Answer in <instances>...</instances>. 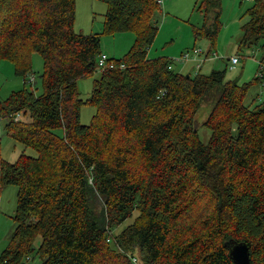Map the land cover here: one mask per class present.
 <instances>
[{
	"label": "trees",
	"instance_id": "1",
	"mask_svg": "<svg viewBox=\"0 0 264 264\" xmlns=\"http://www.w3.org/2000/svg\"><path fill=\"white\" fill-rule=\"evenodd\" d=\"M102 1L105 33L136 34L106 68L99 33L74 29L76 0H0V58L24 79L0 96V134L37 153L14 163L0 155V195L18 187L0 264H29L39 236L41 264H235L232 240L264 264V101H245L264 85V0H251L239 42L261 55L243 84L227 80V69L186 75L169 57H149L165 0ZM197 3L196 36L215 48L220 0ZM34 52L44 61L41 93L29 78ZM96 72L85 100L78 80ZM211 100L205 143L194 127ZM86 103L97 108L89 125Z\"/></svg>",
	"mask_w": 264,
	"mask_h": 264
},
{
	"label": "rangeland",
	"instance_id": "2",
	"mask_svg": "<svg viewBox=\"0 0 264 264\" xmlns=\"http://www.w3.org/2000/svg\"><path fill=\"white\" fill-rule=\"evenodd\" d=\"M170 1V2H169ZM169 2V4H168ZM252 6L251 0H220L218 11L220 12L221 30L216 39V46L208 37L196 36V28L202 27L204 16L199 8L197 0H165L162 10L156 16L159 30L154 42L149 48V57H169L173 59V69L177 72L195 74H210L214 69L225 70L226 79L234 80L240 84L252 81L258 74L260 53L249 50H240L239 42L243 34V27L249 20L248 10ZM108 9L106 2L102 0H76V20L74 29L76 32L86 34L99 33L101 38V51L111 58L119 59L129 51L135 42L136 34L133 31H126L115 34L104 32L105 15ZM212 48L214 49L212 51ZM199 52L195 54L193 51ZM191 52L188 58L181 60L184 54ZM216 54L218 58H212ZM238 55L240 62L236 66L228 64L227 59ZM33 71L29 75L35 80L33 85L37 93L43 91L42 72L44 69L43 57L39 52L32 54ZM100 76L96 72L92 76L78 80L81 97H90L94 79ZM24 86V79L16 73L14 63L8 59L0 58V96L7 98L12 91ZM254 96H259V100L264 101V85L260 84L252 87L246 96L245 101ZM211 102V103H209ZM201 104L196 116L194 129L200 139L207 143L211 137V131L205 126L211 112L212 100ZM97 108L89 103L83 104L81 110V123L91 124ZM4 123L1 128L3 129ZM61 133V132H59ZM36 157L37 153L31 148L25 147L22 143L8 137L2 130L0 134V155L1 157L14 163L21 154ZM18 202V187L14 185L6 186L0 195V255L9 246L16 222L14 219ZM128 221L123 227L131 223ZM117 234V232L115 233ZM42 238L39 236L34 242L35 253L31 256L29 264H41L36 252L39 250ZM135 257L141 261L140 254L136 252ZM138 264H141L140 262Z\"/></svg>",
	"mask_w": 264,
	"mask_h": 264
},
{
	"label": "water",
	"instance_id": "3",
	"mask_svg": "<svg viewBox=\"0 0 264 264\" xmlns=\"http://www.w3.org/2000/svg\"><path fill=\"white\" fill-rule=\"evenodd\" d=\"M226 246L230 249V255L235 264H251L250 250L246 243L229 241Z\"/></svg>",
	"mask_w": 264,
	"mask_h": 264
},
{
	"label": "built area",
	"instance_id": "4",
	"mask_svg": "<svg viewBox=\"0 0 264 264\" xmlns=\"http://www.w3.org/2000/svg\"><path fill=\"white\" fill-rule=\"evenodd\" d=\"M193 52H194L195 54H197L199 51H198L197 49H195ZM190 54H191V52H188L187 54H184V55L182 56L181 59L188 58V57L190 56ZM212 58H218V55L214 54V55L212 56ZM108 60H109L108 55H107L106 53H103V54L101 55L100 59H99V65H100L101 67H105V68H106L107 66L113 67L114 64H113V63H109ZM229 61H230V64H231L232 66H235V65L240 61V57H239L238 55L232 56V57L229 59ZM30 80L33 81V80H34V77H32Z\"/></svg>",
	"mask_w": 264,
	"mask_h": 264
},
{
	"label": "crops",
	"instance_id": "5",
	"mask_svg": "<svg viewBox=\"0 0 264 264\" xmlns=\"http://www.w3.org/2000/svg\"><path fill=\"white\" fill-rule=\"evenodd\" d=\"M170 2V1H169ZM169 2H168V4H169ZM108 55V54H107ZM109 56V55H108Z\"/></svg>",
	"mask_w": 264,
	"mask_h": 264
}]
</instances>
